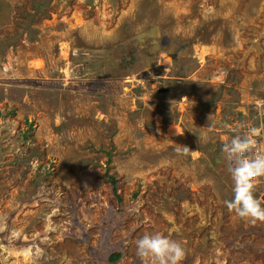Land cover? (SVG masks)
Masks as SVG:
<instances>
[{
	"label": "rangeland",
	"instance_id": "1",
	"mask_svg": "<svg viewBox=\"0 0 264 264\" xmlns=\"http://www.w3.org/2000/svg\"><path fill=\"white\" fill-rule=\"evenodd\" d=\"M252 128L264 152V0H0V264H140L156 232L264 264L225 206Z\"/></svg>",
	"mask_w": 264,
	"mask_h": 264
},
{
	"label": "clouds",
	"instance_id": "2",
	"mask_svg": "<svg viewBox=\"0 0 264 264\" xmlns=\"http://www.w3.org/2000/svg\"><path fill=\"white\" fill-rule=\"evenodd\" d=\"M261 131L252 128L249 134H237L223 145L234 181L233 198L225 201V206L229 212L252 224L264 222V207L254 195L256 181L264 177V152L256 150L257 141L254 139ZM135 248L140 264H181L185 258L181 243L159 232L143 234L136 240Z\"/></svg>",
	"mask_w": 264,
	"mask_h": 264
},
{
	"label": "trees",
	"instance_id": "3",
	"mask_svg": "<svg viewBox=\"0 0 264 264\" xmlns=\"http://www.w3.org/2000/svg\"><path fill=\"white\" fill-rule=\"evenodd\" d=\"M114 182H115V181L112 182L113 187L115 186V183H114ZM120 253H121V252H120L119 250H116V251L111 252V253L109 254V256H108V261H109V262H115V261L119 258Z\"/></svg>",
	"mask_w": 264,
	"mask_h": 264
}]
</instances>
